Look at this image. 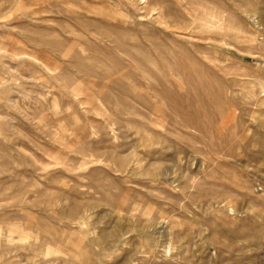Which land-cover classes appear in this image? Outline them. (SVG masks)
Returning a JSON list of instances; mask_svg holds the SVG:
<instances>
[{
  "label": "rangeland",
  "instance_id": "obj_1",
  "mask_svg": "<svg viewBox=\"0 0 264 264\" xmlns=\"http://www.w3.org/2000/svg\"><path fill=\"white\" fill-rule=\"evenodd\" d=\"M0 264H264V0H0Z\"/></svg>",
  "mask_w": 264,
  "mask_h": 264
}]
</instances>
